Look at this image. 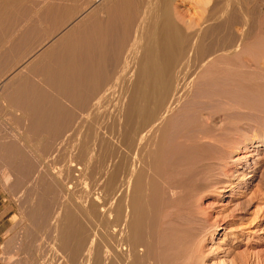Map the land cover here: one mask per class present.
I'll return each mask as SVG.
<instances>
[{
    "label": "bare ground",
    "instance_id": "obj_1",
    "mask_svg": "<svg viewBox=\"0 0 264 264\" xmlns=\"http://www.w3.org/2000/svg\"><path fill=\"white\" fill-rule=\"evenodd\" d=\"M176 1L95 0L16 76L9 98L51 158L39 164L35 211L58 208L40 221L53 224L60 264L85 246L82 264L154 258L152 214L170 196L160 176L208 141L224 164L241 130L264 126V0H183L186 12Z\"/></svg>",
    "mask_w": 264,
    "mask_h": 264
},
{
    "label": "rangeland",
    "instance_id": "obj_2",
    "mask_svg": "<svg viewBox=\"0 0 264 264\" xmlns=\"http://www.w3.org/2000/svg\"><path fill=\"white\" fill-rule=\"evenodd\" d=\"M94 1L0 0V16L9 12L10 15L13 14L14 21L12 25L11 20H8L4 29L0 30L1 49L7 47L11 42L13 36L10 34L14 28H17V32L24 31L30 24L33 33L35 29H43L37 35L32 36L30 47L27 50L31 52L30 58L28 52L26 56L16 52L15 58L20 59L16 67L2 70L0 93L2 86L10 84V82L12 85L19 83L16 80L19 78L16 76L18 73L22 74L21 70L24 66L32 62L42 49L52 45L67 28L81 21L91 11ZM187 5L188 3L183 0L175 2V6H178L180 12H186ZM2 22L0 19V24ZM24 59L25 62H21ZM21 64L23 65L21 66ZM13 78L16 79L13 81ZM1 81L5 82L1 84ZM252 83L256 85L261 82ZM261 84L264 86L263 83ZM13 91L10 90V94L7 93L6 98H9ZM258 94V98L262 100L259 102L264 107V87ZM65 103L68 105L66 107L70 105V109L67 108V110L73 111L71 103L69 101ZM3 105L0 104V111H2L0 124L11 123L12 116H8V121L1 115L4 112H9L5 107H2ZM17 109L18 107L15 106L14 112L21 113L22 120L17 121L18 124L15 126L17 129L25 128L29 120L20 109ZM250 117L255 118L256 116L251 115ZM17 118L18 116H16ZM263 128L259 126L258 129L241 130L239 149H235V154L232 155V158H228L224 164L219 161L220 147L216 146L213 141H208L194 149L178 167L168 170L164 173L165 175L160 176L164 194L170 196L168 198L164 196L165 200H161L154 209L150 235L155 244H161L162 247L159 250L161 252H156V256L145 261V264H264ZM0 137L3 138L2 141L6 140L0 147V187L8 193V196L4 195L1 198H5L7 203L13 205L15 209V222L5 240L11 242H5L1 246L0 262L1 264H60L62 254L57 248L58 243L53 239L54 233L51 231L53 224L51 220L43 224L40 221V217L43 215L52 217L58 208L52 206L48 211H44L45 214L43 211H35L37 202L35 194L39 189H37L39 187L37 182L42 177L40 175H43L39 164H50L51 159L42 148L46 146L44 144L46 141L44 142L42 135L38 137L43 141L39 138H31L27 131L3 132L0 133ZM50 143L57 146L56 141L55 143L50 141ZM10 144H13L14 147L7 148ZM42 144L44 145L42 146ZM7 152L11 154L10 158L6 156ZM15 154L19 156L18 159ZM12 156L22 163L23 168H26L28 164L33 165L32 174L25 168L30 175L25 170L24 172L17 171L10 162ZM132 158L134 160L135 156L132 155ZM215 159L216 161H214ZM46 160L47 162H45ZM162 177L165 178L162 180ZM210 184L214 188L211 189ZM170 187L175 188L176 193ZM171 192L175 195L172 196ZM57 201V197L56 200L54 197L52 205H55ZM108 219L110 220V217ZM108 232H103V234L109 235L110 231ZM95 235L97 234L95 233ZM86 248L85 246L80 253L81 256L79 255L76 260L72 261V264L76 262L82 264V256L85 255ZM118 250L120 251V248L115 252L119 253ZM54 252L56 253L53 254ZM67 261L71 264L69 260Z\"/></svg>",
    "mask_w": 264,
    "mask_h": 264
},
{
    "label": "crops",
    "instance_id": "obj_3",
    "mask_svg": "<svg viewBox=\"0 0 264 264\" xmlns=\"http://www.w3.org/2000/svg\"><path fill=\"white\" fill-rule=\"evenodd\" d=\"M11 14H12V12H11ZM0 19H2V21H3L2 24H0V30L4 29V25L8 20H11L12 25L14 24L13 14L10 15L9 12L5 13V15L0 16ZM40 31H43V29L42 28L35 29L34 33H33V29L30 26V24L26 26L24 31L20 30L17 32V28L12 29L10 35L13 36V38H12L11 42L7 45V47L2 48V49L0 48V73L2 72L3 69L9 68V67H14V68L16 67L17 62L20 60L18 58H15L16 52H18L19 54L23 53L24 56H26V53L28 52V55H29L28 57L30 58L31 52H30V50L29 51H27V50H28V47H30V42L32 41V36L37 35ZM17 37H19V38L17 39ZM0 45H1V40H0ZM27 58H25V59H27ZM25 59L22 60L21 62L24 63ZM22 65L23 64H21V66ZM21 66H18V67H21ZM5 72L7 73V71H5ZM17 80L19 82V79H17ZM38 80L35 79V81H37L35 84L39 83ZM16 84H13L14 85L13 86L12 83H10L8 85L6 84L5 86H2V90L0 93V104L3 105V103H5L2 107L3 108L5 107V109L8 110L9 112L11 111V113L4 112L1 115L4 118H6L7 120H8V116L9 117L12 116V118H11L12 122L8 123V124H0V133H3V132H5V133L6 132H13L14 133L16 131H27V132L29 131L30 132V131H33L35 129V128H33V130H32V128L30 127L31 125H29L28 123L25 125L26 126L25 128L17 129L15 126V124H18L17 121L22 120V116H21V113H19V112L15 113L14 112L15 104L13 102H11L13 97L12 98L11 97L6 98V95H7V93H10V90H14L13 93H11V95H10V96H13L14 92L18 91V89L21 87V85L23 83L20 82L21 85L19 83H16ZM46 89L47 88H45L44 91H47ZM5 91H6V93H5ZM12 104L14 106H12ZM12 109H13V112H12ZM53 111H57L56 107L53 109ZM0 113H2V111H0ZM23 114L25 115L24 112H23ZM16 116H18L17 119H16ZM23 120H25V119L23 118ZM39 129H40V131L42 130V128H39ZM37 131H39V130H37ZM2 140H3V138L0 137V147H1V145L4 144L3 142L6 141V140L5 141H2ZM10 147L12 148V147H14V145L10 144L7 148H10ZM8 154H9V152H7L6 156H9ZM4 195L8 196V193L5 190L1 189V187H0V249H1V246L5 242H7V243L11 242V241H5V240L7 238L6 237L7 233L10 232V229L15 222V220H14L15 209H14L13 205H10L9 203H7V200L5 198L4 199L1 198V196H4ZM0 264H1V262H0Z\"/></svg>",
    "mask_w": 264,
    "mask_h": 264
}]
</instances>
